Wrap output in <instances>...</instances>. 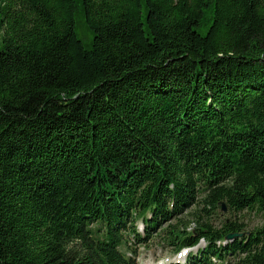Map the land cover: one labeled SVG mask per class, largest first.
I'll use <instances>...</instances> for the list:
<instances>
[{
	"label": "trees",
	"instance_id": "1",
	"mask_svg": "<svg viewBox=\"0 0 264 264\" xmlns=\"http://www.w3.org/2000/svg\"><path fill=\"white\" fill-rule=\"evenodd\" d=\"M153 237L264 264V0H0V264Z\"/></svg>",
	"mask_w": 264,
	"mask_h": 264
},
{
	"label": "rangeland",
	"instance_id": "2",
	"mask_svg": "<svg viewBox=\"0 0 264 264\" xmlns=\"http://www.w3.org/2000/svg\"><path fill=\"white\" fill-rule=\"evenodd\" d=\"M78 28L81 36L88 37V32L84 27L82 18L78 17ZM87 44V43H86ZM243 217L244 224L247 229L262 223V218L256 214L249 213H229L227 208L225 210L217 208L214 215L209 219L215 226L223 220L224 218L231 219H241ZM140 234L143 233L142 225L137 223ZM247 230V231H248ZM205 244L201 241L197 246L184 249L179 254H174L171 251V247L166 245H161V240L158 237H153L149 239L144 245H133L135 247V252L137 255L138 264H187L189 255H195L198 249L203 247ZM215 264H218L215 262Z\"/></svg>",
	"mask_w": 264,
	"mask_h": 264
},
{
	"label": "water",
	"instance_id": "3",
	"mask_svg": "<svg viewBox=\"0 0 264 264\" xmlns=\"http://www.w3.org/2000/svg\"><path fill=\"white\" fill-rule=\"evenodd\" d=\"M222 209L225 210L224 207H222ZM240 235H241V233H230V234H228V235L226 236V240H230V239L235 238V237H238V236H240Z\"/></svg>",
	"mask_w": 264,
	"mask_h": 264
}]
</instances>
